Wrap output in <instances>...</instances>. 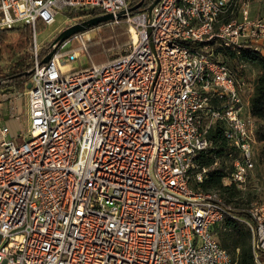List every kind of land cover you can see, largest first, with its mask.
Masks as SVG:
<instances>
[{
  "label": "built area",
  "instance_id": "built-area-1",
  "mask_svg": "<svg viewBox=\"0 0 264 264\" xmlns=\"http://www.w3.org/2000/svg\"><path fill=\"white\" fill-rule=\"evenodd\" d=\"M261 1L160 0L133 13L131 0H0V29L30 25L34 48L31 86L0 90V264H240L214 231L227 205L190 178L219 163H196L216 125L232 148L223 185L245 190L256 167L254 86L214 46L264 50V16L251 9ZM93 8L116 22L125 11L124 53L71 69L78 33L40 62L37 22ZM241 220L264 264V204Z\"/></svg>",
  "mask_w": 264,
  "mask_h": 264
},
{
  "label": "trees",
  "instance_id": "trees-1",
  "mask_svg": "<svg viewBox=\"0 0 264 264\" xmlns=\"http://www.w3.org/2000/svg\"><path fill=\"white\" fill-rule=\"evenodd\" d=\"M142 1L140 7L134 9L133 13L145 11L149 8L154 0H131L130 8L136 6ZM69 17H79L81 21H87L91 18L101 17L107 13L101 8H93L88 11H66ZM253 14V13H252ZM116 21L100 22L97 25L91 26L89 29H94L99 26H105L115 23ZM117 22L119 25H110V30L107 34L101 32L96 38L87 41L86 50L90 51L91 48H97L98 55H101L98 63H92L88 66L102 64L111 60L110 55L113 51L121 48L122 46L130 43V34L127 32V26L124 22L125 19L120 17ZM39 25H44L43 22H37ZM18 30V39L16 43L5 44L3 32L6 30ZM88 29V30H89ZM32 27L30 25L19 26L12 29H0V43H4V49L10 52L23 51L28 44V37L32 34ZM87 31V30H86ZM85 31L80 32V34ZM101 35H104L102 38ZM74 37V36H72ZM53 41L42 47L39 51V61L42 62L44 57L53 50ZM76 49V47H74ZM215 52L220 53L224 62L235 60L238 64L253 63L260 72L256 77L254 84V91L250 99L251 113L257 118L256 137L259 142L264 141V55L263 48L256 49L253 45L242 47L241 49L234 50L224 47L222 45L214 46ZM13 59L14 56L11 55ZM33 68V62L26 63L24 59L16 61L10 70L5 74H0V89H20L25 90L29 83L31 74H28ZM208 136L213 140L214 146L208 151H200L196 156V163L199 166L211 165L216 159L219 160L218 165L213 168L208 178L204 181H196L193 177V170L191 171L190 185L196 189L205 191L215 190L218 191L222 197L225 205L228 207V213L225 218L216 225L214 231L219 240V243L231 255L234 261L240 264H254V255L252 248V234L250 229L241 220L248 217L249 205L241 203V199L234 200L232 197L231 189L234 186L223 185L222 178L230 172V160L226 152L231 150L227 139L222 133L220 126H213L208 131ZM260 159L264 163V148L261 150ZM261 255L264 256V250H260Z\"/></svg>",
  "mask_w": 264,
  "mask_h": 264
},
{
  "label": "rangeland",
  "instance_id": "rangeland-1",
  "mask_svg": "<svg viewBox=\"0 0 264 264\" xmlns=\"http://www.w3.org/2000/svg\"><path fill=\"white\" fill-rule=\"evenodd\" d=\"M252 13L254 16L262 17L264 16V0L261 2H255L252 3L251 6ZM69 16L61 12L56 15V21L53 24L50 25H39L37 30V43L39 45V48L41 49L45 45H47L50 41L54 40L55 37L61 32L64 28L70 26L72 23L68 20ZM127 26V32L130 34L131 39V33H130V27L127 22H124ZM120 22H115L110 25H119ZM110 25L105 26H99L94 29H89L85 31L82 35H80L78 38H74L66 47H76V49L80 52V56L76 60H72L69 63V68L71 69H80L84 68L92 63H98L100 60L101 55H98L97 48H91L90 51L83 50L82 47L79 45V42L83 39L87 41L92 40L96 38L98 35H100L101 32H104V34H107V32L110 30ZM4 42L5 44H12L16 43L18 39V30H6L3 32ZM103 38L104 35H101ZM28 44L26 48H24L23 51H16V52H8L4 49V43H0V74L7 73L12 65L20 60L24 59L26 63L33 62L34 59V48H33V31L30 37L27 39ZM130 43H128L125 46H122L121 48L113 51V53L110 55L111 60L115 58L116 56L124 53V50L129 46ZM39 49V51H40ZM11 55L14 56V58H11ZM223 58V57H222ZM227 64L230 66L232 73L235 77L239 78L241 76H245L247 82L250 83V85L255 84L256 77L258 76L260 70L259 68L253 64V63H244V65L238 64L235 60H228ZM18 89V88H17ZM2 90V89H0ZM20 90V89H18ZM20 91H24L23 89ZM251 94L250 90L247 91V95ZM24 100V97H23ZM22 103V101H20ZM9 124L11 128L12 134L16 135L19 131V125L18 123H12ZM28 121L27 119L23 120L22 125L27 127ZM19 140V138H17ZM264 148V141L259 142L256 144L255 151H256V167L252 174H250L248 179V185L245 190H240L237 187H232L231 194L234 200L241 199V203L244 205H249L252 207L255 203L264 204V163L260 159V153L261 150Z\"/></svg>",
  "mask_w": 264,
  "mask_h": 264
},
{
  "label": "water",
  "instance_id": "water-1",
  "mask_svg": "<svg viewBox=\"0 0 264 264\" xmlns=\"http://www.w3.org/2000/svg\"><path fill=\"white\" fill-rule=\"evenodd\" d=\"M160 0H154L148 10L149 12H151V10L153 9V7L159 2ZM142 4V1L140 3H138L136 6L132 7V8H129L128 10L129 11H133L134 9L140 7V5ZM125 14V11H122L120 13H118L117 17L120 18V17H123ZM115 20V16L112 14V13H107L106 15L104 16H101V17H95V18H91L90 20H87V21H83L81 23H77V24H74V25H70L66 28H64L61 32H59V34L55 37L54 41H53V44L55 43H61V42H64L65 40L71 38L72 36L80 33V32H83V31H86L88 30L91 26L93 25H97L99 24L100 22H106V21H114ZM55 48L50 51L43 59V62H47L49 61V59L51 58L53 52H54ZM32 73V70L28 72V74H31ZM31 86V83H28L27 84V88H29Z\"/></svg>",
  "mask_w": 264,
  "mask_h": 264
},
{
  "label": "crops",
  "instance_id": "crops-1",
  "mask_svg": "<svg viewBox=\"0 0 264 264\" xmlns=\"http://www.w3.org/2000/svg\"><path fill=\"white\" fill-rule=\"evenodd\" d=\"M262 53H263V55H264V50H262ZM254 86V85H253ZM250 99L251 98H249V102H250ZM6 111V110H5ZM9 122V124H11V126H13V124L12 123H15L16 121L15 120H9L8 121ZM17 123V122H16ZM12 133V132H11ZM12 135H14V134H12Z\"/></svg>",
  "mask_w": 264,
  "mask_h": 264
},
{
  "label": "flooded vegetation",
  "instance_id": "flooded-vegetation-1",
  "mask_svg": "<svg viewBox=\"0 0 264 264\" xmlns=\"http://www.w3.org/2000/svg\"><path fill=\"white\" fill-rule=\"evenodd\" d=\"M81 22H83V21H81Z\"/></svg>",
  "mask_w": 264,
  "mask_h": 264
}]
</instances>
